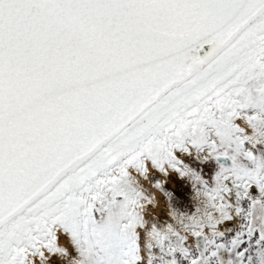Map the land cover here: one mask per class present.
Here are the masks:
<instances>
[{
	"label": "snow or ice",
	"instance_id": "obj_1",
	"mask_svg": "<svg viewBox=\"0 0 264 264\" xmlns=\"http://www.w3.org/2000/svg\"><path fill=\"white\" fill-rule=\"evenodd\" d=\"M0 264H264V0H0Z\"/></svg>",
	"mask_w": 264,
	"mask_h": 264
},
{
	"label": "rangeland",
	"instance_id": "obj_2",
	"mask_svg": "<svg viewBox=\"0 0 264 264\" xmlns=\"http://www.w3.org/2000/svg\"><path fill=\"white\" fill-rule=\"evenodd\" d=\"M158 212H159V210H158L157 213H156L157 216L159 215ZM62 243H63V241H62Z\"/></svg>",
	"mask_w": 264,
	"mask_h": 264
},
{
	"label": "flooded vegetation",
	"instance_id": "obj_3",
	"mask_svg": "<svg viewBox=\"0 0 264 264\" xmlns=\"http://www.w3.org/2000/svg\"><path fill=\"white\" fill-rule=\"evenodd\" d=\"M158 214H160L159 212H158ZM159 216V215H158Z\"/></svg>",
	"mask_w": 264,
	"mask_h": 264
}]
</instances>
